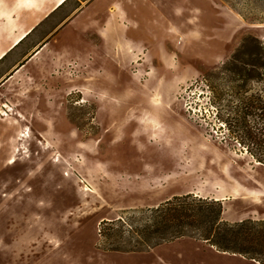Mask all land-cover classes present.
Returning a JSON list of instances; mask_svg holds the SVG:
<instances>
[{"label":"rangeland","instance_id":"1","mask_svg":"<svg viewBox=\"0 0 264 264\" xmlns=\"http://www.w3.org/2000/svg\"><path fill=\"white\" fill-rule=\"evenodd\" d=\"M25 2L0 0V37L36 27L6 66L45 45L0 120V264H260L190 238L117 252L100 229L187 195L221 201L229 223L264 221V165L223 121L264 100V0ZM235 66L253 72L248 94L232 93Z\"/></svg>","mask_w":264,"mask_h":264},{"label":"trees","instance_id":"2","mask_svg":"<svg viewBox=\"0 0 264 264\" xmlns=\"http://www.w3.org/2000/svg\"><path fill=\"white\" fill-rule=\"evenodd\" d=\"M249 42L250 38H247L244 45ZM244 45L235 56L245 54L248 47ZM257 50L262 51L261 48ZM236 61L237 57L233 63ZM229 71L237 75L236 78H230V83L242 81L238 93L235 90L232 93L238 96L241 93L248 94V83L253 80V72L236 66ZM228 96L227 100L231 101L233 95L228 93ZM224 100L220 96V101ZM241 104L239 110L236 109L234 120H230L233 116V111H230L228 119L223 121L229 130H233L232 134H236V141L246 146L253 158L264 165V100L262 97L246 96ZM257 119L262 122V128ZM222 215L221 201L193 195L174 197L158 207L127 212L120 219L102 222L100 237L109 249L117 252H143L165 243L190 238L220 253L242 256L264 264V221L249 220L232 224L225 221Z\"/></svg>","mask_w":264,"mask_h":264},{"label":"crops","instance_id":"3","mask_svg":"<svg viewBox=\"0 0 264 264\" xmlns=\"http://www.w3.org/2000/svg\"><path fill=\"white\" fill-rule=\"evenodd\" d=\"M13 0H11L12 2ZM25 1V0H23ZM33 0H27L26 6H35V3L32 2ZM44 1H52V0H44ZM60 0H53V6L50 8L51 12H55L57 10H59L60 8H58V2ZM70 1V0H69ZM67 1V3L69 2ZM96 0H83V2H89L88 4V8L91 6V4L93 2H95ZM66 3V4H67ZM8 4V0H6V5ZM65 4V5H66ZM64 5V6H65ZM63 7V6H62ZM61 7V8H62ZM87 8V9H88ZM10 14H8V12H6L7 18H12L13 12L12 10L9 11ZM9 15V16H8ZM36 27H33L23 33L20 34H16L14 36V32H9L7 31L5 36L0 37V105L2 106L3 104H8L10 107L12 106L11 103H9V99H8V91L10 90V88L12 87L10 85V83L12 82V80L15 79V77L20 74L23 73V69L24 67H26V64L28 65L30 62H32L34 59L38 58L42 52L44 51L45 45H43L42 47L38 48L37 50H35L34 52H31L30 55H28V59L19 63L16 67H14L15 65L13 63H11V67L6 66V62L8 61V57L9 55L14 52V50H16L22 43H24L25 41H27V39L33 35V33L35 32ZM24 36H26L27 38L18 46L15 48V43L20 39L23 38ZM48 40L45 39L44 42H47ZM51 42V41H50ZM26 62V63H25ZM3 102H8V103H3ZM12 108V107H11ZM16 111V110H15ZM12 115H10L11 117ZM9 117V118H10ZM2 119V118H1ZM0 119V120H1ZM237 190V189H236ZM258 190L257 188L254 189V192L256 193ZM254 196V194L252 195ZM229 198H232L231 196H228L226 198V200H229ZM225 200V201H226Z\"/></svg>","mask_w":264,"mask_h":264},{"label":"bare ground","instance_id":"4","mask_svg":"<svg viewBox=\"0 0 264 264\" xmlns=\"http://www.w3.org/2000/svg\"><path fill=\"white\" fill-rule=\"evenodd\" d=\"M67 1L69 0H60L58 2V8H61L62 6H64ZM27 37L24 36L23 38H20L14 45H15V48L18 47ZM14 111L13 108H11L8 104H3L2 106H0V119L1 118H9L10 117V112ZM14 115L18 118L19 122H23V121H27V118H26V115L21 112L20 110L18 111H15L14 112ZM155 120L157 122H160L158 121L157 118H155ZM164 125V123H162ZM20 138L23 140V141H27L29 142V140L31 139V129L30 128H26L21 134H20ZM17 161L18 159L16 157H12L8 164L12 167H15L16 164H17ZM60 160H57L55 161V163H59ZM66 176H68V174H65ZM258 181H256L255 183H257ZM86 191H91L90 187H87L86 188ZM92 193H94V191H92ZM6 196V195H5ZM224 214V213H223Z\"/></svg>","mask_w":264,"mask_h":264}]
</instances>
